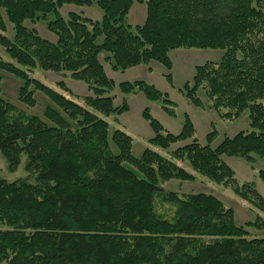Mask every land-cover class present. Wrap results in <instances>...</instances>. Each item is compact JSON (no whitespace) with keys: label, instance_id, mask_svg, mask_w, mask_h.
Instances as JSON below:
<instances>
[{"label":"trees","instance_id":"trees-1","mask_svg":"<svg viewBox=\"0 0 264 264\" xmlns=\"http://www.w3.org/2000/svg\"><path fill=\"white\" fill-rule=\"evenodd\" d=\"M134 3L145 5V19L131 27L126 18ZM94 4L100 20L59 12L64 5ZM3 15L11 37L5 36ZM48 15L54 43L25 26ZM0 48L10 60H0V69L22 83L18 100L32 108L38 91L49 102L42 119L17 111L0 95V155L11 172L25 156V171L34 180L0 179V264H264V239L248 237L231 208L212 195H178L161 187L170 180L194 181L180 165L186 163L264 214L253 184L239 185L222 159H264V0H0ZM179 49L223 51L218 62L196 66L180 92L203 109L197 95L203 90L224 119L247 112L250 130L214 148L212 130L202 146L186 114L173 135L146 108L142 118L154 148L136 158L128 133L109 132L108 119L115 122L129 104L125 98L113 104L114 82L99 56L107 53L103 61L115 73L155 62L170 84L169 55ZM35 68L83 83L88 94L82 104L63 81L52 89L30 78ZM117 87L176 117L175 104L153 85L137 80ZM176 143L186 144L168 157L159 153ZM258 177L264 185V170ZM156 197L175 208L171 220L156 214ZM246 226L264 228V219L256 215Z\"/></svg>","mask_w":264,"mask_h":264},{"label":"rangeland","instance_id":"rangeland-1","mask_svg":"<svg viewBox=\"0 0 264 264\" xmlns=\"http://www.w3.org/2000/svg\"><path fill=\"white\" fill-rule=\"evenodd\" d=\"M145 10V9H144ZM60 14L64 17L69 12H76L84 17L91 19H99V8L94 4L91 7H76L72 5H64L60 10ZM143 7L137 3L130 12L129 17L126 18V23L135 26L136 24L143 23ZM6 34L5 36H12L11 25L6 21ZM53 20L52 15H48L44 20L40 19L36 23L25 22V26L30 29H35L37 34L54 43L56 41L55 36L46 29L48 22ZM131 26V27H133ZM100 42V39L98 40ZM223 51L221 50H175L170 53V60L172 61L173 69L170 73L171 83L169 84L164 77L167 73L166 70L157 63H151L153 71L151 75L145 76L146 73L141 69H136L133 73H127L125 77H145L148 82L157 88L159 91L167 94L168 98L175 104L176 117L167 116L159 107L158 103L147 102L141 94L137 95H122L117 85L124 79L122 73H114L110 70L109 66L103 61V58L107 53L100 54L99 59L102 63L105 73L114 82V88L110 92V96L113 97V104L118 106L121 104L122 99L125 98L129 104V110L117 117V121L113 122L112 119H108L110 123L109 132L111 133L115 128H120L128 133L132 138V155L138 158L143 150L147 147H151L148 144V139L151 138L152 132L146 121L142 118V111L148 107L151 116L156 119L169 133L177 135L181 129L183 122V116L186 114L192 121L195 128L194 139L200 145H206L207 135L214 130L215 137L212 140L210 147H216L225 137H233L239 132H246L250 130L248 123V114L245 112L239 118L235 120H228L221 118L217 112L210 108V102L206 100V96L203 90H198L197 95L202 101L203 109L198 108L190 104L182 95L180 90L186 82L191 81L194 75V68L196 66L203 65L207 62L216 63L221 59ZM0 60L3 62H10L3 49L0 48ZM131 72V71H130ZM142 72V73H140ZM129 74V75H128ZM28 76L35 80L42 82L49 87L56 88L59 81H63L66 85L68 92L76 99L80 104L81 97L88 94L86 86L78 81H74L68 77V75H59L54 72H47L35 68L32 71H28ZM22 85L21 81L16 77L6 73L0 69V95L3 100L8 102L17 111H21L28 116H37L43 119V110L49 104L47 99L38 91H33V98L35 100V106L28 108L18 100V90ZM58 89V88H57ZM32 90V89H31ZM67 95V93H65ZM220 112L224 113L225 110ZM186 143H176L172 145L168 150L159 151L162 155L168 157L169 154L182 147ZM157 150V149H155ZM158 151V150H157ZM223 161L234 172L235 178L238 184L252 183L258 194L264 199V185L258 177V172L264 170V159L253 155V162L248 163L246 160L236 157H222ZM25 156H22L18 168L11 172L8 171L5 160L0 155V179L8 182H13L19 179H29L33 182V177L25 171ZM188 172L194 175V181L181 182L177 180H170L162 183L161 187L166 192H173L178 195L189 194H206L220 200L227 208H231L234 211V222L237 226H243L248 233V237H255L258 239H264V228H257L254 226H246L248 222H254L256 215H260L264 219V214L256 209V206L248 203L247 201L238 197L232 187L217 185L212 183L206 178L194 173L190 167L185 163L181 164ZM156 214L171 220L175 216V208L169 204L161 201V198L156 197L155 200Z\"/></svg>","mask_w":264,"mask_h":264},{"label":"crops","instance_id":"crops-1","mask_svg":"<svg viewBox=\"0 0 264 264\" xmlns=\"http://www.w3.org/2000/svg\"><path fill=\"white\" fill-rule=\"evenodd\" d=\"M137 3H134L133 4V6H132V8L136 5ZM139 5H140V7H143V14L145 13V5L143 4V3H138ZM131 8V9H132ZM131 9H130V11H129V14H128V17H129V15H130V12H131ZM89 18V17H88ZM98 18L99 19H93V20H100V18H101V13L100 14H98ZM145 19V17L143 16V20ZM144 22V21H143ZM130 26H133V25H131V24H129ZM137 25V24H136ZM138 25H140V24H138ZM171 53V52H170ZM169 57H170V55H169ZM172 62V61H171ZM151 63H153V62H151ZM151 63H149L148 65H146V66H139V67H135V68H131V69H128V70H126V71H124V72H122V75H123V77H124V79L122 80V82H125V81H127V82H132V81H137V80H141V81H145V82H147V83H149L148 82V80L145 78V77H140L139 75H136V77H132V78H130V77H125L126 75H127V73H133V71H135L137 68L138 69H141L140 67H142V69H144V70H142V72L144 73H146V75L145 76H148V75H151V72L153 71V68H152V66H151ZM173 64V63H172ZM172 69H173V65H172V67H171V71H172ZM131 71V72H130ZM170 71V72H171ZM142 72H140V73H142ZM115 73V72H114ZM129 75V74H128ZM172 77V76H171ZM110 78V77H109ZM121 82V81H120ZM150 84V83H149ZM145 99V98H144ZM146 100V99H145ZM148 102V101H147ZM148 108V107H147Z\"/></svg>","mask_w":264,"mask_h":264}]
</instances>
